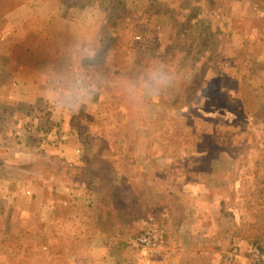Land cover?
<instances>
[{
	"label": "rangeland",
	"instance_id": "rangeland-1",
	"mask_svg": "<svg viewBox=\"0 0 264 264\" xmlns=\"http://www.w3.org/2000/svg\"><path fill=\"white\" fill-rule=\"evenodd\" d=\"M20 1L0 0V264L109 244V264H264V0H43L51 53L3 36ZM152 73L168 86L140 89ZM149 217L165 244L136 251Z\"/></svg>",
	"mask_w": 264,
	"mask_h": 264
},
{
	"label": "crops",
	"instance_id": "crops-1",
	"mask_svg": "<svg viewBox=\"0 0 264 264\" xmlns=\"http://www.w3.org/2000/svg\"><path fill=\"white\" fill-rule=\"evenodd\" d=\"M39 3V7L37 6ZM40 8H44V2L43 0H22L14 5H9V8L6 10V12L3 14L5 19V32L3 36H7L8 34H11L13 31L17 32L18 38L21 40V43H25L26 39H33L38 37L37 42L31 43L32 45H28L27 48L29 51H33L34 47L40 48V49H46L48 52L51 53V50L54 49L55 41L58 39V32L56 30L55 25L53 26V21L57 19L58 21H62L61 18H58L56 15L48 14L46 12H43L40 10ZM40 23L39 28H34L35 22ZM38 35V36H37ZM41 39L45 41V39L51 40L50 44L46 45L45 43L41 42ZM52 48V49H51ZM19 68V67H16ZM18 71V69H17ZM8 74H11L8 76L9 82L12 83L14 87H20L26 88L28 85L24 81L26 79H23L24 81H20L18 79H14L12 74L14 75L13 71H7ZM16 74V73H15ZM6 76V77H7ZM29 81L30 86H39L38 84L34 85V82L29 78L27 79ZM35 80V79H34ZM43 85L45 84V81L43 80ZM3 83L0 82V92L3 88ZM11 100H17L20 101V99H15L10 97ZM10 100V99H9ZM46 101V100H44ZM117 247H120V245H117ZM105 249H108L107 254L105 253V261H108L107 264L110 263L109 256L114 255V253H111V251H116V245L109 244L105 245Z\"/></svg>",
	"mask_w": 264,
	"mask_h": 264
},
{
	"label": "built area",
	"instance_id": "built-area-1",
	"mask_svg": "<svg viewBox=\"0 0 264 264\" xmlns=\"http://www.w3.org/2000/svg\"><path fill=\"white\" fill-rule=\"evenodd\" d=\"M165 229L152 217H149L145 228L136 237L130 239L132 248L136 251L154 252L165 244Z\"/></svg>",
	"mask_w": 264,
	"mask_h": 264
},
{
	"label": "clouds",
	"instance_id": "clouds-1",
	"mask_svg": "<svg viewBox=\"0 0 264 264\" xmlns=\"http://www.w3.org/2000/svg\"><path fill=\"white\" fill-rule=\"evenodd\" d=\"M96 53L95 51L85 48L83 50L82 56L87 59H93L95 57ZM170 83L169 77L166 75L158 74V73H152L149 75L148 80L141 79L139 83L140 89H147L152 93H155L156 90H158L161 87L168 86ZM88 89L83 86L82 83H79L77 86L73 88V91L68 94L67 98L69 100L72 99L73 96L80 97L86 95ZM71 107V104H69Z\"/></svg>",
	"mask_w": 264,
	"mask_h": 264
}]
</instances>
